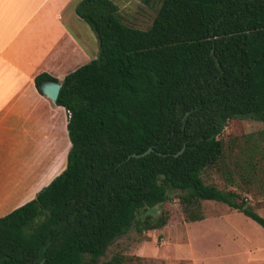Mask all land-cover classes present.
<instances>
[{
  "label": "trees",
  "instance_id": "obj_1",
  "mask_svg": "<svg viewBox=\"0 0 264 264\" xmlns=\"http://www.w3.org/2000/svg\"><path fill=\"white\" fill-rule=\"evenodd\" d=\"M75 12L100 49L61 82L68 164L0 217V264H101L169 188L192 204L226 203L264 227L246 200L203 178L224 158L230 119L264 121V0H162L147 29L123 21L113 0H79ZM45 81L58 79L38 75L40 92Z\"/></svg>",
  "mask_w": 264,
  "mask_h": 264
},
{
  "label": "crops",
  "instance_id": "obj_2",
  "mask_svg": "<svg viewBox=\"0 0 264 264\" xmlns=\"http://www.w3.org/2000/svg\"><path fill=\"white\" fill-rule=\"evenodd\" d=\"M78 1L0 0V217L67 167L69 113L39 91L36 77L62 82L97 58L99 40L76 14Z\"/></svg>",
  "mask_w": 264,
  "mask_h": 264
},
{
  "label": "rangeland",
  "instance_id": "obj_3",
  "mask_svg": "<svg viewBox=\"0 0 264 264\" xmlns=\"http://www.w3.org/2000/svg\"><path fill=\"white\" fill-rule=\"evenodd\" d=\"M113 1L123 21L142 29L151 26L162 4V0ZM220 138L224 158L205 170V182L235 193L239 202L246 200L264 217V121L232 118ZM193 216L203 219L194 221ZM163 221L164 226L148 229ZM219 244L227 251H219ZM188 259H196V264H264V227L226 203L192 204L184 192L169 188L168 199L141 210L130 230L109 246L99 262L192 264Z\"/></svg>",
  "mask_w": 264,
  "mask_h": 264
},
{
  "label": "water",
  "instance_id": "obj_4",
  "mask_svg": "<svg viewBox=\"0 0 264 264\" xmlns=\"http://www.w3.org/2000/svg\"><path fill=\"white\" fill-rule=\"evenodd\" d=\"M61 88H62V83L58 82V81H45V82H43V84L41 86V90H42L43 94L46 95L48 98H50L55 103L58 100ZM153 150L154 149L151 147V148L147 149L146 151H144L140 154L132 153L128 156V158L141 157V156L149 154ZM183 151H184V148L181 149L178 153H176V156L180 155Z\"/></svg>",
  "mask_w": 264,
  "mask_h": 264
}]
</instances>
